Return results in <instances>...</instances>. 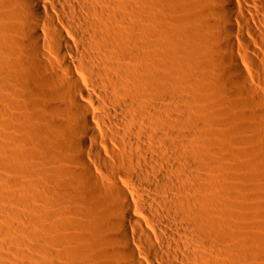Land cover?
Wrapping results in <instances>:
<instances>
[{"label": "bare ground", "instance_id": "1", "mask_svg": "<svg viewBox=\"0 0 264 264\" xmlns=\"http://www.w3.org/2000/svg\"><path fill=\"white\" fill-rule=\"evenodd\" d=\"M81 261L264 264V0H0V264Z\"/></svg>", "mask_w": 264, "mask_h": 264}, {"label": "rangeland", "instance_id": "2", "mask_svg": "<svg viewBox=\"0 0 264 264\" xmlns=\"http://www.w3.org/2000/svg\"><path fill=\"white\" fill-rule=\"evenodd\" d=\"M216 64H217V63H216ZM210 72H211V73H210ZM210 72H209V74H207V76H213V72H212V71H210ZM212 78H213V77H209V79H208V77H207V80H213ZM207 80H206V81H207ZM207 82H208V81H207ZM210 83H211V82H210ZM66 216H67V215H66ZM72 217H73V216H72ZM73 219H75V218L73 217ZM76 220H77V217H76V219L73 220V221H76ZM78 220H79V217H78ZM75 223L78 224L79 222L77 221V222H74V224H75ZM76 224H75L76 227L74 226L76 232H77V233L79 232L80 234H83V228L81 229V226H82V225L79 226L80 224H78V225H76ZM82 227H83V226H82ZM82 260H83V259H82ZM78 263H79V262H78ZM78 263H77V264H78ZM82 263H83V261L80 262V264H82Z\"/></svg>", "mask_w": 264, "mask_h": 264}]
</instances>
